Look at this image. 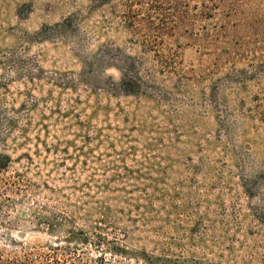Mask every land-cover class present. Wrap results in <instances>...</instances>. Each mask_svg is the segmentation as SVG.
<instances>
[{"label":"rangeland","instance_id":"rangeland-1","mask_svg":"<svg viewBox=\"0 0 264 264\" xmlns=\"http://www.w3.org/2000/svg\"><path fill=\"white\" fill-rule=\"evenodd\" d=\"M262 209L264 0H0V264H264Z\"/></svg>","mask_w":264,"mask_h":264},{"label":"trees","instance_id":"trees-1","mask_svg":"<svg viewBox=\"0 0 264 264\" xmlns=\"http://www.w3.org/2000/svg\"><path fill=\"white\" fill-rule=\"evenodd\" d=\"M123 78H124V75H123ZM123 78L120 80L121 82L123 81ZM260 215H262V217L264 218V209L260 210ZM8 264H15V263H12V262H7Z\"/></svg>","mask_w":264,"mask_h":264}]
</instances>
